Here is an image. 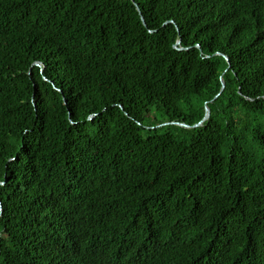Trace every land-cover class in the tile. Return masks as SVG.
<instances>
[{
    "label": "trees",
    "instance_id": "trees-1",
    "mask_svg": "<svg viewBox=\"0 0 264 264\" xmlns=\"http://www.w3.org/2000/svg\"><path fill=\"white\" fill-rule=\"evenodd\" d=\"M0 264H264V0H0Z\"/></svg>",
    "mask_w": 264,
    "mask_h": 264
},
{
    "label": "water",
    "instance_id": "water-1",
    "mask_svg": "<svg viewBox=\"0 0 264 264\" xmlns=\"http://www.w3.org/2000/svg\"><path fill=\"white\" fill-rule=\"evenodd\" d=\"M137 10H138V7H137ZM142 19V21H143V23H144V20H143V18H141ZM223 87H224V82L222 81V87H221V90L223 89ZM217 97V96H216ZM209 115H210V110H209V108L207 107V105L205 104V113H204V116H203V118L198 122V123H196V124H194L193 125V127H198V126H200L208 117H209ZM185 126H187V125H185ZM188 127V126H187Z\"/></svg>",
    "mask_w": 264,
    "mask_h": 264
}]
</instances>
